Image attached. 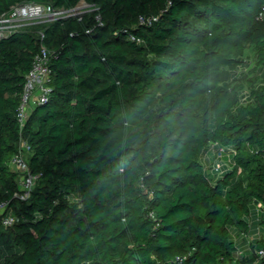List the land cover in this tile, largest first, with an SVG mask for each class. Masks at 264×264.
Segmentation results:
<instances>
[{
  "label": "trees",
  "instance_id": "trees-1",
  "mask_svg": "<svg viewBox=\"0 0 264 264\" xmlns=\"http://www.w3.org/2000/svg\"><path fill=\"white\" fill-rule=\"evenodd\" d=\"M80 1L0 0V15ZM86 1L0 39V201L17 216L0 223V264H264L263 235L242 253L234 235L264 233V81L244 58L254 44L264 72V0ZM42 44L50 92L21 126ZM22 140L27 199L9 164ZM210 141L231 168L207 170Z\"/></svg>",
  "mask_w": 264,
  "mask_h": 264
},
{
  "label": "built area",
  "instance_id": "built-area-1",
  "mask_svg": "<svg viewBox=\"0 0 264 264\" xmlns=\"http://www.w3.org/2000/svg\"><path fill=\"white\" fill-rule=\"evenodd\" d=\"M70 9L55 7L52 4L27 2L16 4L8 12L0 15V39L7 37L13 32L29 26L39 21H54L67 13ZM80 15V14H78ZM264 19V6L258 16ZM44 35L43 33L41 34ZM51 51L42 44L41 49L36 53L32 60V65L27 73L24 83L21 102L18 108V118L20 125L23 126L33 107L39 102L47 100L50 92V83L52 80ZM32 153V147L27 140H22L19 150L14 153L10 159V166L18 173V189L15 196L20 199H27L35 188L38 175L34 173L29 164V157ZM222 152H219L221 155ZM231 168V162L228 164L217 163V168ZM259 208L264 211V204H259ZM8 202L0 201V223L7 226L12 224L17 216L9 212ZM264 254V249L260 251Z\"/></svg>",
  "mask_w": 264,
  "mask_h": 264
},
{
  "label": "rangeland",
  "instance_id": "rangeland-1",
  "mask_svg": "<svg viewBox=\"0 0 264 264\" xmlns=\"http://www.w3.org/2000/svg\"><path fill=\"white\" fill-rule=\"evenodd\" d=\"M92 8L93 7L89 2H87L86 0H81L77 4V6H75L74 8H71L67 14H70V13L82 14V13H85L87 11H90ZM48 24H49V22L42 20V21H39L37 23H33L32 26L24 27L23 29L37 32V31H41ZM244 58H246L250 62L248 67L245 68L246 78L248 80H251V81L257 83V84L263 82L264 81V72H263L261 66L257 62L254 44H251V43L247 44L245 54H244ZM246 81L247 80H245V84H246ZM245 90L248 91L249 88L247 87V88H245ZM241 98H242V100H244V95H242ZM208 145H209V149L204 154V156L206 158V168L209 172L211 171V168H214L217 170V172H219V170H222L224 167L222 166L221 169L217 168V163H220L223 165L228 164V162L230 160V156L226 152L223 157L222 156L218 157L216 150L214 149L211 141L209 142ZM255 214L257 215L256 210H255ZM255 228H256V225H254L253 229H255ZM257 228H258V225H257ZM258 233H259L258 235L264 236V233L263 234H260V232H258ZM234 235L236 237V240H237V243H238V246L240 247V249L244 248L247 245V243L243 244V238L246 237V240H248L249 239L248 236H244V234L240 231H236Z\"/></svg>",
  "mask_w": 264,
  "mask_h": 264
},
{
  "label": "crops",
  "instance_id": "crops-1",
  "mask_svg": "<svg viewBox=\"0 0 264 264\" xmlns=\"http://www.w3.org/2000/svg\"><path fill=\"white\" fill-rule=\"evenodd\" d=\"M260 212H262V210H260ZM259 230L253 229V231L249 232L248 234L244 235V236H248V240L245 239V237L243 238V244L247 243V245L244 248L240 249V253H242L245 249L249 248V240L253 239L254 237H256V235H258ZM254 236V237H253ZM245 240V241H244Z\"/></svg>",
  "mask_w": 264,
  "mask_h": 264
}]
</instances>
